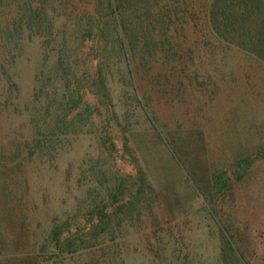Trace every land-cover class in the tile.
Segmentation results:
<instances>
[{
    "label": "rangeland",
    "instance_id": "1",
    "mask_svg": "<svg viewBox=\"0 0 264 264\" xmlns=\"http://www.w3.org/2000/svg\"><path fill=\"white\" fill-rule=\"evenodd\" d=\"M32 1L67 41L94 115L52 152L28 154L47 49L27 31L19 47L11 40L0 67V264H264L263 65L214 45L199 25L182 33L176 69L144 73L178 167L121 71L107 80L111 100L94 91L98 59L85 30L95 0ZM18 9L0 6V30ZM222 173L225 187L214 191Z\"/></svg>",
    "mask_w": 264,
    "mask_h": 264
},
{
    "label": "trees",
    "instance_id": "2",
    "mask_svg": "<svg viewBox=\"0 0 264 264\" xmlns=\"http://www.w3.org/2000/svg\"><path fill=\"white\" fill-rule=\"evenodd\" d=\"M33 3L0 0V6L19 7L14 20L7 21L0 30V67L5 68L11 40L19 47L24 31L42 38L47 51L45 65L35 76L34 106L29 112L35 136L28 154L44 155L52 152L55 144L71 134L72 129L81 131L91 122L94 108L83 100L76 62L66 54L67 41L57 42L58 33L54 31L53 19L47 17L46 6ZM87 15L84 17L90 21L85 31L93 36L98 59L93 79L95 93L104 101L111 100L107 80L112 78V69L121 71L123 81L119 82L126 85L140 112L155 125L172 163L178 167L180 151L152 108L151 96L143 88L144 73L161 66L171 71L176 69L177 57L183 50L182 33L199 25L214 45L243 51L264 67V0H95L93 13ZM53 44L57 48H49ZM48 49L55 52L49 68L46 67L51 57ZM5 82L17 87L9 79ZM223 176L224 173L215 178L214 191L225 187ZM138 179L142 186L146 185L141 169Z\"/></svg>",
    "mask_w": 264,
    "mask_h": 264
}]
</instances>
